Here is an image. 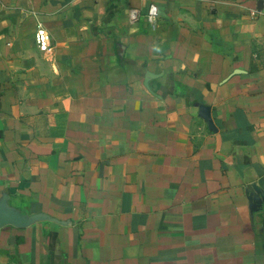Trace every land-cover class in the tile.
Returning <instances> with one entry per match:
<instances>
[{
    "label": "crops",
    "instance_id": "1",
    "mask_svg": "<svg viewBox=\"0 0 264 264\" xmlns=\"http://www.w3.org/2000/svg\"><path fill=\"white\" fill-rule=\"evenodd\" d=\"M262 195L264 0H0V264H264Z\"/></svg>",
    "mask_w": 264,
    "mask_h": 264
},
{
    "label": "built area",
    "instance_id": "2",
    "mask_svg": "<svg viewBox=\"0 0 264 264\" xmlns=\"http://www.w3.org/2000/svg\"><path fill=\"white\" fill-rule=\"evenodd\" d=\"M145 1V0H142ZM128 16L130 18V20H133L136 16V11L135 10H130L128 13ZM156 16H157V8L154 4L152 3H148L147 7H146V16H145V20L148 23L149 27L152 29L154 27V23L156 21ZM33 41L34 44L36 46V48L39 51H45L48 49L49 46V38H48V34L46 33V31L41 28L40 26H38L35 29V32L33 34Z\"/></svg>",
    "mask_w": 264,
    "mask_h": 264
},
{
    "label": "water",
    "instance_id": "3",
    "mask_svg": "<svg viewBox=\"0 0 264 264\" xmlns=\"http://www.w3.org/2000/svg\"><path fill=\"white\" fill-rule=\"evenodd\" d=\"M148 76L151 77V75H148ZM143 85L146 86V81L143 82ZM200 110H201V114L200 115L202 116V118L206 119V117H207L206 109L205 108H200ZM261 200L264 202V195L261 196Z\"/></svg>",
    "mask_w": 264,
    "mask_h": 264
}]
</instances>
